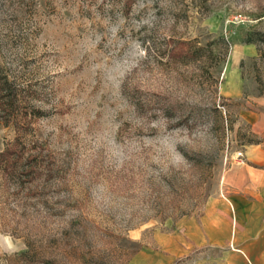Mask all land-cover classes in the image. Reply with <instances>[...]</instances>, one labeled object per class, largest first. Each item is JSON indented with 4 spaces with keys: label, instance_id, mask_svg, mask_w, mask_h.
Returning <instances> with one entry per match:
<instances>
[{
    "label": "rangeland",
    "instance_id": "obj_1",
    "mask_svg": "<svg viewBox=\"0 0 264 264\" xmlns=\"http://www.w3.org/2000/svg\"><path fill=\"white\" fill-rule=\"evenodd\" d=\"M1 85L0 153L44 169L0 167V264H264V200L230 199L262 142L264 0H0Z\"/></svg>",
    "mask_w": 264,
    "mask_h": 264
},
{
    "label": "crops",
    "instance_id": "obj_2",
    "mask_svg": "<svg viewBox=\"0 0 264 264\" xmlns=\"http://www.w3.org/2000/svg\"><path fill=\"white\" fill-rule=\"evenodd\" d=\"M256 49L253 45H246L241 50V56L238 61L247 57H254ZM242 68L237 63H229L227 67V77L223 88V95L230 99H240L243 96ZM261 105L264 108V98H261ZM248 118L255 127V132L262 138V142L249 146L245 151L244 160L237 177L232 179V193L230 195L231 206L238 209L244 204V200L256 199L264 200V109L258 115L250 112ZM246 210L252 208L253 204L245 202ZM234 208V207H233ZM256 261V259H251Z\"/></svg>",
    "mask_w": 264,
    "mask_h": 264
},
{
    "label": "trees",
    "instance_id": "obj_3",
    "mask_svg": "<svg viewBox=\"0 0 264 264\" xmlns=\"http://www.w3.org/2000/svg\"><path fill=\"white\" fill-rule=\"evenodd\" d=\"M4 86H0V110L4 111L5 109H9L13 105V99L12 97L3 96ZM25 121V120H24ZM23 133V132H20ZM17 142V141H16ZM24 152L23 148H18V145H13V148H7L3 152L0 153V167L3 169V173L5 175H12L16 168L17 164L20 160L23 159ZM35 154H29L24 158L25 162H27V165H22L21 169L28 170L27 175H32L35 177V174H40L43 172L44 166H39V161L37 160ZM38 165V166H37ZM45 171V170H44ZM46 172L49 173L47 170Z\"/></svg>",
    "mask_w": 264,
    "mask_h": 264
},
{
    "label": "clouds",
    "instance_id": "obj_4",
    "mask_svg": "<svg viewBox=\"0 0 264 264\" xmlns=\"http://www.w3.org/2000/svg\"><path fill=\"white\" fill-rule=\"evenodd\" d=\"M2 238L3 240H5L6 242L9 243V245L11 244V237L10 236H3V237H0Z\"/></svg>",
    "mask_w": 264,
    "mask_h": 264
}]
</instances>
